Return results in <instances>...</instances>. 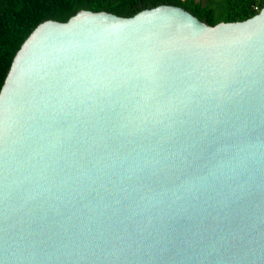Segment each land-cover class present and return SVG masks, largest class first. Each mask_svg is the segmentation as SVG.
Wrapping results in <instances>:
<instances>
[{
    "label": "water",
    "instance_id": "1",
    "mask_svg": "<svg viewBox=\"0 0 264 264\" xmlns=\"http://www.w3.org/2000/svg\"><path fill=\"white\" fill-rule=\"evenodd\" d=\"M0 264H264V4L38 23L0 86Z\"/></svg>",
    "mask_w": 264,
    "mask_h": 264
},
{
    "label": "trees",
    "instance_id": "2",
    "mask_svg": "<svg viewBox=\"0 0 264 264\" xmlns=\"http://www.w3.org/2000/svg\"><path fill=\"white\" fill-rule=\"evenodd\" d=\"M160 4L183 8L207 25L241 21L256 14L264 0H0V86L16 50L40 22L65 21L79 10L128 17Z\"/></svg>",
    "mask_w": 264,
    "mask_h": 264
}]
</instances>
